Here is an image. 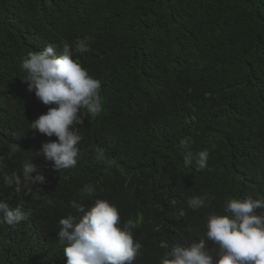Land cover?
I'll return each mask as SVG.
<instances>
[{"label": "trees", "instance_id": "16d2710c", "mask_svg": "<svg viewBox=\"0 0 264 264\" xmlns=\"http://www.w3.org/2000/svg\"><path fill=\"white\" fill-rule=\"evenodd\" d=\"M79 41L91 51L72 58L101 82L102 112L76 126L77 166L56 171L38 153L58 138L30 129L55 105L27 90L20 63ZM184 137L209 151L211 171L184 166ZM14 145L21 151L8 159ZM0 156L9 173L33 163L32 175L45 177L33 193L53 201L0 182V199L27 214L0 225V264H66L59 220L78 215L67 204L84 184L96 188L86 206L107 200L136 223L143 247L133 264H159L172 247L206 239L207 217L227 214L226 199L264 197V0H0ZM205 193L215 199L187 208Z\"/></svg>", "mask_w": 264, "mask_h": 264}, {"label": "clouds", "instance_id": "9594fccd", "mask_svg": "<svg viewBox=\"0 0 264 264\" xmlns=\"http://www.w3.org/2000/svg\"><path fill=\"white\" fill-rule=\"evenodd\" d=\"M84 54L91 51L87 41H79L73 49L67 43L63 53L56 54L54 45H47L42 51H32L22 58L20 67L25 73L22 81L27 90L35 93L38 101L49 107L45 114L30 122V129L55 141L42 144L38 155L53 164L56 171L73 169L77 166L82 136L76 126L85 118H95L102 112L100 95L101 82L91 76L73 57V52ZM192 138L184 137L179 142L185 167L194 166L197 171L212 169L208 166L209 151H194ZM21 151L18 145L9 149L8 159ZM97 159L107 160L103 149H94ZM5 158L0 156V182L19 196L30 193L34 199H44L46 204L53 201L41 197L33 187L45 183L43 174L37 172L30 161L19 171L9 173ZM42 191V189L38 188ZM93 184H84L77 198L67 206L78 215L69 213L59 220L58 241L63 245L66 264H133L143 247L134 240L136 223L129 218L122 221L117 206L104 199H95L90 206L83 201L94 197ZM10 199V197H9ZM215 199L211 194L191 196L186 200L187 208L198 211ZM264 197L251 196L224 201L225 215L211 214L207 217L206 231L199 242L187 246H175L160 258L159 264H264ZM185 212L180 211L179 216ZM27 219L22 206H11L8 200L0 199V225L15 227ZM206 240L218 247L213 256L206 246Z\"/></svg>", "mask_w": 264, "mask_h": 264}]
</instances>
